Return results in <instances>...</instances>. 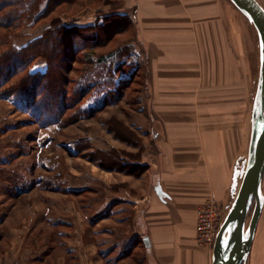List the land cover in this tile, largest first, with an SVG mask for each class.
<instances>
[{"label":"crops","instance_id":"obj_1","mask_svg":"<svg viewBox=\"0 0 264 264\" xmlns=\"http://www.w3.org/2000/svg\"><path fill=\"white\" fill-rule=\"evenodd\" d=\"M206 1L132 0L133 53L142 83L140 105L125 124L140 145L107 130V141H92L90 134L85 140L89 150L131 154L130 163L143 164V171L100 168L90 161L91 179L80 187L57 173L62 183L57 193L72 196L64 205L72 221L54 224V231L34 224L29 234L35 241L22 253L12 248L9 257L0 255V264H212V250L195 241L196 210L213 199L227 211L242 153L235 150L231 127L223 124L221 100L203 99L210 71L223 68L236 52L231 19H222L218 8L221 14L208 11ZM80 193L84 206L75 198ZM40 226L42 234L35 232ZM252 243L245 264H264V239L258 250Z\"/></svg>","mask_w":264,"mask_h":264},{"label":"rangeland","instance_id":"obj_2","mask_svg":"<svg viewBox=\"0 0 264 264\" xmlns=\"http://www.w3.org/2000/svg\"><path fill=\"white\" fill-rule=\"evenodd\" d=\"M257 1L264 8V0ZM206 8L216 14L220 13L218 10L220 9L222 19H231L232 40L236 42L233 46L236 49L234 59L231 57L223 63L224 66L220 70L210 71L212 75L208 76L213 78L206 79L205 94L201 92L205 101H210L212 97L213 102L221 100V106L218 105L217 108L223 111V124L231 127L232 136L236 138L235 150L242 153L238 155L242 157L241 160L237 159L235 162V171L244 165L247 156L250 115L259 70V40L253 24L232 3L225 0H222V3L218 0H207ZM136 11L132 0H78L77 3L60 6L50 15L51 19L59 17L72 24L92 23L96 17L113 12L119 16L127 15L126 21L122 24V32L112 34L113 37L107 42L104 41L106 33L102 31L98 32L95 41H85L87 45L77 48V52L74 51L70 55L64 52L66 50L63 49L64 46L60 47V42L54 47L52 59L56 63L47 76L53 79L55 89L54 93L51 91L48 95L44 94L42 103L47 101L53 105L57 102V110L58 107L62 110L58 112L56 110L55 114L44 112L43 109L31 113L25 109L20 94L8 95L9 99H6L3 92L0 93V255L3 257L15 253L12 248H15L16 253H22L29 241H35L29 234L34 224L36 226L39 223L44 224L46 229L40 226L35 230L36 233L42 234L44 229L54 231V224L72 221L69 211L64 212V205L71 201V193H57V190L53 189V176L60 173L62 177L71 180L74 187L85 184L87 177L91 179L88 173L91 160L87 157L90 150L86 148L89 145L85 140L86 134L91 135L92 141L99 137L102 141H107L108 137L111 139L105 129V122L108 119H120L127 125L133 120L128 117L129 115L133 117V111L137 112L135 108L140 105L137 102L141 96L142 83L138 62L133 53L136 42L133 41L132 30L137 21ZM123 18L121 16L119 19ZM48 19L34 27L18 30L11 41L15 45L16 43L21 45L26 40L34 38L35 34L44 31L49 24ZM223 24L226 25L224 22ZM228 25L229 21L227 27ZM93 33V30L85 31V36ZM74 43L79 44L77 41ZM122 48L123 51L130 53L119 52ZM102 61H105L102 68L105 75L98 74L97 77L103 81L112 76V80L109 83L105 82L103 87H94L91 94L79 105L76 102L81 96L76 95L73 90L78 87L83 77L89 79L91 83L93 67H97ZM36 62L40 64H36L35 69L45 66L40 58ZM120 63H123L122 69L119 67L121 70L114 72L113 75L107 73L108 68L118 66ZM40 81L45 83V79ZM116 83L120 85L116 87ZM211 84L213 85L209 86ZM108 86H111L109 90L113 92L109 91L111 93L102 107L92 110L96 104H101L103 99H99L107 91ZM30 93L31 90L26 99L29 104L33 99ZM93 131L95 133H92ZM72 142H77L75 148L72 147ZM115 143L119 144L116 141ZM77 149L81 151L76 152ZM103 167H106L105 164ZM96 170L101 173L100 169ZM107 174L111 177V174ZM47 181L50 185L45 184ZM240 181L239 176L238 182ZM260 194L264 195V175ZM233 196L232 194L229 199L227 210ZM75 198L81 201L79 206L85 205L84 193ZM252 209L253 204L247 215L246 226ZM263 239L264 203L253 238L256 250Z\"/></svg>","mask_w":264,"mask_h":264},{"label":"trees","instance_id":"obj_3","mask_svg":"<svg viewBox=\"0 0 264 264\" xmlns=\"http://www.w3.org/2000/svg\"><path fill=\"white\" fill-rule=\"evenodd\" d=\"M77 2L78 0H0V93L3 92V95L6 96L4 98L9 99L8 95L11 96L12 94L18 93L27 111L35 113L43 109L44 112L55 114L57 102H54L53 105H50L47 101L42 103L45 97L44 94L46 93L48 95L49 92L55 89L53 79L47 76L50 71L54 69L53 65L56 63V61L53 62L52 59L54 47H57L60 42V47L64 46L63 49H66L64 52L70 55L74 51L77 52V48H83L87 45L84 43L85 41H95L98 32L103 31L106 33L104 39L106 42L113 37L112 34L119 33L120 31L122 32V24L126 21L125 18L127 17L125 14H121L120 16L114 12L104 14L96 17L95 21L88 24L67 23L64 19L59 17H57V19H51L50 15L60 6ZM121 16L124 18L119 19ZM47 19L49 24L38 36L30 39L23 46L13 44L12 37L18 30L26 27H34L39 23H44L41 21ZM92 30L94 33L86 37L85 31ZM74 41H77L79 44L74 45ZM119 52L124 54L130 53V51H123V48ZM39 58L43 60L45 66L42 69H35V65L38 63L36 61ZM117 65L118 66L112 67L113 70L112 68H108L107 73L113 75L114 72L121 70L123 63ZM104 66L105 61H102L97 67H93L91 83L90 80L85 77L82 78L84 81L80 79V84L78 83V87L76 86L73 90L76 95L81 96L76 103L81 105L83 101H85L87 95L91 94V90H93L94 87H103L106 84L105 82L109 83L112 80V76H109L107 80L103 81L97 77L98 74L100 76L105 75L102 70ZM119 67H121V69ZM22 73L25 74L23 75ZM41 79H45L44 84L40 81ZM116 84V87L120 85L118 83ZM114 85L115 84H112V86ZM109 89H111V86H108L107 91H105L101 99H99H103L101 104H96L94 108L92 107V110H97L104 105V101L107 100L109 93L113 92ZM29 90H31L30 97H33L30 104L26 101V99H28ZM35 90L38 92H35ZM52 93H54V91ZM58 110L62 109L58 107ZM105 126V129L112 132L115 137L132 144L140 145L141 138L120 119L110 118L105 122ZM89 147H91L90 144L86 148ZM141 149L142 147L140 150ZM120 151L125 157L120 154ZM131 156V154L128 155L125 151L114 148L108 151H103V149L100 148H92L90 152L87 153L89 160L95 161L98 166L103 167L105 164L108 168L117 170L132 169V172L140 173L143 171L144 165L138 163L131 164L128 159ZM114 158H116V160ZM117 158H121V160ZM106 162H108V164ZM45 184L50 185V182L47 181ZM53 185L54 190L62 189V183L57 181L55 176H53Z\"/></svg>","mask_w":264,"mask_h":264},{"label":"water","instance_id":"obj_4","mask_svg":"<svg viewBox=\"0 0 264 264\" xmlns=\"http://www.w3.org/2000/svg\"><path fill=\"white\" fill-rule=\"evenodd\" d=\"M254 26L259 40V70L250 115V133L244 165L232 176L233 201L217 231L212 264H245L259 220L264 195V8L257 0H229ZM239 176L241 181L238 182ZM253 204L251 217L247 215ZM246 226V228H245Z\"/></svg>","mask_w":264,"mask_h":264},{"label":"built area","instance_id":"obj_5","mask_svg":"<svg viewBox=\"0 0 264 264\" xmlns=\"http://www.w3.org/2000/svg\"><path fill=\"white\" fill-rule=\"evenodd\" d=\"M226 210L217 201L207 200L196 210L195 241L199 246L213 247Z\"/></svg>","mask_w":264,"mask_h":264},{"label":"bare ground","instance_id":"obj_6","mask_svg":"<svg viewBox=\"0 0 264 264\" xmlns=\"http://www.w3.org/2000/svg\"><path fill=\"white\" fill-rule=\"evenodd\" d=\"M261 4V3H260Z\"/></svg>","mask_w":264,"mask_h":264}]
</instances>
